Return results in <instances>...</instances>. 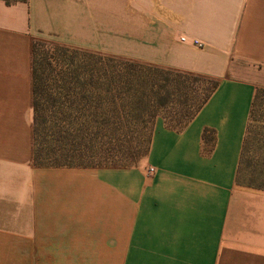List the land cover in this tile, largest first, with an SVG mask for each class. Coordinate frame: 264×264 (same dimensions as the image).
I'll use <instances>...</instances> for the list:
<instances>
[{"label": "crops", "instance_id": "1", "mask_svg": "<svg viewBox=\"0 0 264 264\" xmlns=\"http://www.w3.org/2000/svg\"><path fill=\"white\" fill-rule=\"evenodd\" d=\"M35 37L217 84L138 165L35 167ZM259 86L264 0H0V264H264V190L235 182Z\"/></svg>", "mask_w": 264, "mask_h": 264}, {"label": "trees", "instance_id": "2", "mask_svg": "<svg viewBox=\"0 0 264 264\" xmlns=\"http://www.w3.org/2000/svg\"><path fill=\"white\" fill-rule=\"evenodd\" d=\"M2 1L11 5L27 0ZM49 49V56L45 54L48 68L39 70L30 43L31 163L35 167L135 166L111 163L100 142L102 137L122 135L128 128L134 131L139 122L146 124L153 119L155 108L167 110L170 104L169 112L174 116L166 112L164 122L180 128L217 84L209 79L211 85L205 92L188 102L186 89L176 80L200 82L204 77L90 50L59 45ZM57 59L60 64L51 67V61ZM259 99H264V86L254 90L235 182L264 190V107L260 109ZM171 118L173 126L167 122ZM256 145L263 148L253 149Z\"/></svg>", "mask_w": 264, "mask_h": 264}, {"label": "rangeland", "instance_id": "3", "mask_svg": "<svg viewBox=\"0 0 264 264\" xmlns=\"http://www.w3.org/2000/svg\"><path fill=\"white\" fill-rule=\"evenodd\" d=\"M54 45L66 46L70 48H77L79 50H90V51L102 53L105 56L118 57L124 60H131L136 63L155 65L152 63L144 62L139 59H133L130 57L117 55L114 53V51H111L112 49L110 48L106 50H97V49H91V48L73 47V46L62 44L54 39L35 37V38H32L31 40V47L33 49L35 59L37 60L39 64V70L44 68L46 71V69L48 68L47 59L45 57V54L49 56V53L52 51L49 48H51V46L53 47ZM79 56L82 58H85V56H82V55H79ZM57 60H58L57 62L55 60H52L51 64L49 65L51 67L52 66L56 67L57 64H60V60L59 59ZM156 66L163 68L162 66H159V65H156ZM172 77L173 76H171V78ZM175 83H179L181 87L186 89L187 96L190 98L188 102H190L192 98L194 97L201 96L202 93L205 92V90L211 85V81L206 78H204V80H201L200 82L181 78V79L176 80ZM173 99H176V96H174ZM173 101L175 102V100ZM258 101L260 103L259 106H261L260 109H262L264 107L263 106L264 99L262 100L259 99ZM172 107H173V104H170L167 110H165V108H159L158 110H156L155 108V116L153 117V119H150L149 122L146 124L139 122L137 127L134 128V131H131L128 128V129L122 130L123 131L121 132L123 133L122 135H115V134L104 135L100 142L102 143L104 149L106 150L107 159H110L111 163H115V164H126V165L140 164L146 157L150 135L152 132L155 119L157 117H161L164 119L163 116L166 112H168L169 115L174 116V114L169 112L170 108L172 109ZM173 120H174L173 118L168 119L167 120L168 124L173 126ZM252 148L257 150L263 147H259L258 145H256ZM242 180H243L242 178L239 179L240 182Z\"/></svg>", "mask_w": 264, "mask_h": 264}, {"label": "built area", "instance_id": "4", "mask_svg": "<svg viewBox=\"0 0 264 264\" xmlns=\"http://www.w3.org/2000/svg\"><path fill=\"white\" fill-rule=\"evenodd\" d=\"M181 41H184L185 39L183 37L180 38ZM194 45L198 46V47H201L202 46V43L199 42L198 40H193L192 41ZM152 169H149V171H151Z\"/></svg>", "mask_w": 264, "mask_h": 264}]
</instances>
